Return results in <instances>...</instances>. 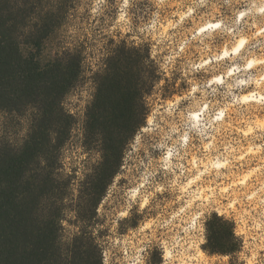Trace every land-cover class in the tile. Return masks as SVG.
Listing matches in <instances>:
<instances>
[{
    "label": "rangeland",
    "instance_id": "obj_1",
    "mask_svg": "<svg viewBox=\"0 0 264 264\" xmlns=\"http://www.w3.org/2000/svg\"><path fill=\"white\" fill-rule=\"evenodd\" d=\"M62 36L87 41L83 78L64 100L77 121L64 161L81 180L99 159L81 144L90 65L126 40L149 44L164 72L97 210L103 264H264V0H89L49 55ZM25 133L0 115V136ZM214 213L235 223L236 254L204 251ZM65 226L68 238L76 227Z\"/></svg>",
    "mask_w": 264,
    "mask_h": 264
},
{
    "label": "trees",
    "instance_id": "obj_2",
    "mask_svg": "<svg viewBox=\"0 0 264 264\" xmlns=\"http://www.w3.org/2000/svg\"><path fill=\"white\" fill-rule=\"evenodd\" d=\"M88 1L0 0V115L26 127L20 143L0 136V264H103L97 210L146 124L148 97L164 72L149 44L110 40L96 69L89 67L95 92L82 128V146L99 159L82 180L67 171L77 121L64 100L83 78L87 41L62 36L47 52ZM66 222L76 227L68 238ZM205 226L208 254L241 249L233 221L214 213Z\"/></svg>",
    "mask_w": 264,
    "mask_h": 264
},
{
    "label": "bare ground",
    "instance_id": "obj_3",
    "mask_svg": "<svg viewBox=\"0 0 264 264\" xmlns=\"http://www.w3.org/2000/svg\"><path fill=\"white\" fill-rule=\"evenodd\" d=\"M245 41H241L238 48L235 50V52H240L244 47Z\"/></svg>",
    "mask_w": 264,
    "mask_h": 264
}]
</instances>
